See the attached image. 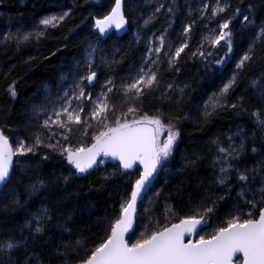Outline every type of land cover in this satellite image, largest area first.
Wrapping results in <instances>:
<instances>
[{"label":"trees","instance_id":"trees-1","mask_svg":"<svg viewBox=\"0 0 264 264\" xmlns=\"http://www.w3.org/2000/svg\"><path fill=\"white\" fill-rule=\"evenodd\" d=\"M157 2H163L167 7L171 0H138L137 10L129 15L128 33L122 38L112 35L103 42L100 38L97 40L94 22L110 11L114 0H0V37L7 35L9 31H32L44 16L71 12L58 28H49L39 41L33 38L19 49L12 44L6 45L0 38V129L13 147L20 139L31 145L35 133L47 136V130L39 125L44 115L38 116L32 106L46 105V86L51 88L50 98L56 97L61 91V73L78 74L74 64L84 58L89 45L97 49L95 70L98 81L91 88L94 98L109 75L115 78L118 85L124 82L122 78L129 74L135 75L146 53V42L154 34L159 35L165 27L164 13L157 14V19L147 27L144 26V20L154 11ZM218 2L221 6L228 3L231 8L209 19L214 0H177L179 8L175 23L168 31L165 50L169 47L174 50L184 40L181 35L184 22L195 20L189 33V48L185 49L172 68L161 53L159 86L145 95L142 103L137 102L136 105L140 109V115L147 113L160 116L165 123L171 122L180 128V139L168 162V170L160 173L153 189V193H160L159 197L150 193L151 206L147 199L138 206L137 217L144 218L143 223L148 226L149 231L155 227V223L150 224L148 217H154L160 226L178 222L180 218L191 214L193 209L201 208L203 203H207L208 196L222 191L213 184L216 169L212 164L217 155L214 140H219L224 147L229 143L238 145L239 132L246 138L248 157L244 163L248 167L256 163V158L250 152L253 135L257 147L264 144V132L260 130L257 118L253 115L256 111L264 112V102H261L257 90L251 86L253 80L264 75V61L257 59L246 63L243 70L236 69V64L247 51L259 28L246 26L242 17L237 16L230 25L233 32L232 52L223 64L212 63L206 69L198 56H192V52L202 42L204 50H209V45L203 38L210 30L218 31V22L231 18L237 7L247 14L249 6L254 5L251 11L256 25L264 23V4L261 0ZM203 4L209 6V15L201 18L198 9ZM212 50L215 58H223L224 42L221 41V45ZM102 56L121 62L109 67L101 59ZM257 56H264V47L259 44ZM30 57L35 59L29 60ZM82 70L83 67L79 71ZM233 75H236V83L229 90L225 101L229 106L218 108L211 116H205L204 105L210 101L213 93H219ZM13 82L17 92L15 98L8 92ZM169 85L172 87L169 88ZM180 89H184L183 96ZM123 100L119 90H114L110 102L117 110L127 109L128 104L123 103ZM232 103H237L236 109L230 107ZM90 107V102L85 104V115ZM260 119L264 120V115ZM94 131V128H88L89 135L83 136L81 126L74 125L69 140H61V143L72 146L80 142L90 143ZM228 137H232V140L229 141ZM44 156L48 159L45 160ZM186 157L197 161L196 166L187 171L182 168ZM65 177L69 178L67 184L64 183ZM135 178V175L123 174L119 164L111 162H104L92 173L80 176L59 151L48 148L46 144L36 148L34 153L17 156L11 182L0 192V240L9 236L19 239L21 232L25 238L30 231L35 235L37 219L34 217L43 220L42 210L47 209L52 220H43L46 227L35 246L36 255L44 264H61L64 258L54 256L53 250L61 242L81 240L83 247L79 250L80 257L69 255L70 264H77V260L86 254L85 250L93 248L106 234L107 221L114 220L119 215L121 201L130 194ZM232 183H236L235 179ZM40 184L44 186L36 194L30 195L31 186ZM236 191L233 188L231 197L218 202L215 213L208 218L211 227L206 228V232H211L226 222L238 203L240 210L236 214L243 216L247 213L249 209L239 202ZM14 199H19L20 204H14ZM165 205L171 206V214H165ZM68 216H71L70 220L67 219ZM100 222H104L103 227ZM26 223H31L33 228H25ZM61 223L71 228V232H64L56 227ZM140 223L138 219L135 225L137 238L140 231H144L143 227L137 230Z\"/></svg>","mask_w":264,"mask_h":264},{"label":"snow or ice","instance_id":"snow-or-ice-1","mask_svg":"<svg viewBox=\"0 0 264 264\" xmlns=\"http://www.w3.org/2000/svg\"><path fill=\"white\" fill-rule=\"evenodd\" d=\"M261 3L264 4V0H261ZM253 7L254 5L249 6L247 14L239 7L235 8L231 18L218 22V31L210 30L209 34L203 38L209 45V50L207 52L204 50L202 42L192 52V56H198L206 69L212 63L223 64L232 52L233 32L230 29L232 19L241 16L246 26H256L259 31L250 41L247 51L240 57L236 69L243 70L246 63L255 62L257 59L264 61V56H257V45L264 47V23L256 25L251 11ZM137 8L138 0H114L110 11L102 18L95 19L94 27L98 30L97 40L99 36L108 33L109 29H125L129 23V15ZM178 8L177 0H171L167 7L163 2H157L154 11L144 20V26L147 27L157 19V14L164 13L165 27L159 35L154 34L153 38L146 42V53L135 75L129 74L128 77L122 78L124 82L119 85L115 78L109 75L101 84L99 93L95 98L93 97L91 88L95 86L94 82L98 79V73L95 70L97 49L89 45L84 58L77 60L74 64L78 74L61 73L59 75L61 91L55 98H50L51 88L46 86V105L32 107L38 116L44 115L39 125L47 130V136L35 133L31 145L20 139L13 147L4 131L0 129V185L4 187L11 182L14 157L34 153L36 148L44 144L54 151H59L77 173H89L90 169L99 167L106 159L111 158L119 161L123 174L136 176L131 184L130 194L121 201L119 215L114 220L107 221L106 234L95 243L93 248L85 250L86 254L77 260V264H264V144L257 147L254 135L250 152L256 158V163L252 167L244 163L248 157V147L246 138L239 132L237 133V136H240L238 145L229 143L227 147H224L219 140L213 141L217 152L212 164V167L216 169L213 184L222 191L208 196L207 203L201 205L202 210L201 208L193 209L191 214L180 218L178 222L163 226L150 216L149 223H155L151 231L143 223L144 218L137 217L138 201L143 202L147 199L151 206L150 193L159 197L160 193H153V189L160 173L168 170V162L178 146L177 141L180 137V131L171 122L165 123L160 116L156 115L147 113L140 115V109L136 106L137 102L142 103L145 95L159 86L161 53L164 54L168 66L172 68L176 66L185 49L189 48V33L192 31L195 20L184 22L181 33L184 40L174 50L172 47L165 50L166 37L175 23ZM229 8H231L230 4L225 3L221 6L218 0H214L209 19L226 12ZM198 11L203 18L209 15V6L203 4ZM191 14V8H189V15ZM70 15V11H64L59 15L44 16L32 31L17 30L16 33L9 31L7 35L0 38L6 45L12 44L19 49L22 44L30 42L33 38L39 41L49 28H58ZM221 41L224 42L225 51L223 58L218 59L214 57L212 49L219 47ZM32 59L35 57L29 58V60ZM101 59L109 67L121 62L115 59L108 60L103 56ZM81 67L83 70L79 71ZM235 83L236 75H233L218 94L213 93L210 101L204 105L205 116H211L218 108L229 106L225 102L226 97ZM251 86L257 90L261 102H264V75L253 80ZM117 89L124 97L123 103L128 104L127 109L117 110L116 106L110 102L111 95ZM8 92L11 97H16L15 82L9 87ZM180 93L183 96L184 89H180ZM89 102L91 107L85 115V104ZM237 106V103L230 105L232 109H236ZM253 115L257 118L260 130L264 132V120L260 119L264 112L256 111ZM74 125L81 126L83 136L89 135L88 128L95 129L91 134L90 143L80 142L76 146L61 143V140H69ZM228 140L231 141L232 137H228ZM43 158L48 159L47 156ZM196 163V160L186 157L182 168L187 171L196 166ZM137 165L142 166V169ZM133 169L134 172L131 171ZM68 179V177L64 178L65 184L68 183ZM233 179L236 181L235 184L232 183ZM43 186V184L32 185L30 195L36 194ZM233 188L237 189L236 196L239 202H242L249 210L243 216L236 214L240 210L238 203L226 222L211 232H206L205 229L211 227L208 218L215 213L219 201L231 197ZM13 203L18 205L20 201L14 199ZM145 211L147 212L148 209L146 208ZM172 211L171 206L165 205V214H171ZM41 215L43 220H52L47 209L42 210ZM34 219H37L35 235L30 231L25 238L21 232L19 239L9 236L0 240V264H44V261L36 255L35 246L39 237L44 234L46 225L43 220L36 217ZM67 219L70 220L71 216ZM138 219L141 223L137 226V230L140 227L144 228V231H140L139 238L134 230ZM100 223L103 227L104 222ZM56 227L63 229L64 232H71V228L63 223ZM25 228L31 230L33 225L26 223ZM186 236L192 239L185 242ZM82 247L81 240L61 242L52 254L64 258L61 264H70L69 255L75 254L76 257H80L79 250Z\"/></svg>","mask_w":264,"mask_h":264},{"label":"water","instance_id":"water-1","mask_svg":"<svg viewBox=\"0 0 264 264\" xmlns=\"http://www.w3.org/2000/svg\"><path fill=\"white\" fill-rule=\"evenodd\" d=\"M94 23H95V22H94ZM94 31H95V33L98 35V30H97L95 27H94ZM128 31H129V23L125 26V29H122V30H115L114 28H113V29H109L108 33L99 36V38H100L103 42L107 41V40L109 39V37L112 36V35H116L118 38H122L123 36H125V35L128 33ZM97 81H98V79H97ZM97 81L94 82V85L97 83ZM14 162H15V157H14V160H13V170H14ZM108 162H111V163H113V164H119V161L113 160V159H111V158H108V159L105 160V163H108ZM137 167H139V168L142 169V166H140V165H137ZM96 168H97V167H96ZM96 168H94V169H90V170H89V173H92L93 171H95ZM13 170H12V173H13ZM133 170H134V169H133ZM12 173H11V176H12ZM89 173H84V174H80V173H78V174H79L80 176H85V175H87V174H89ZM4 188H5V187H4L3 185H0V192H2ZM140 203H141L140 201H138V203H137V212H138V206H139ZM135 225H136V224H135ZM135 225H134V230H135ZM130 235H131V233H130ZM190 239H192V238L186 236V237H185V242H188V240H190Z\"/></svg>","mask_w":264,"mask_h":264},{"label":"rangeland","instance_id":"rangeland-1","mask_svg":"<svg viewBox=\"0 0 264 264\" xmlns=\"http://www.w3.org/2000/svg\"><path fill=\"white\" fill-rule=\"evenodd\" d=\"M179 131H180V128L177 126V125H174ZM163 139V138H162ZM179 139H180V137H179ZM179 139H178V141H177V144H178V142H179Z\"/></svg>","mask_w":264,"mask_h":264}]
</instances>
